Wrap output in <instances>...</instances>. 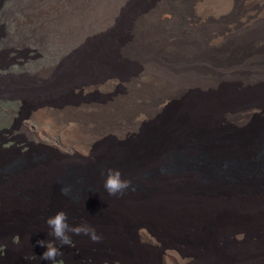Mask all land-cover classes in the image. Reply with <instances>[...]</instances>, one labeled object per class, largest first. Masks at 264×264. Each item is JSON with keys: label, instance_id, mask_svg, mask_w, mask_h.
<instances>
[{"label": "bare ground", "instance_id": "1", "mask_svg": "<svg viewBox=\"0 0 264 264\" xmlns=\"http://www.w3.org/2000/svg\"><path fill=\"white\" fill-rule=\"evenodd\" d=\"M31 1V9L27 6L28 21L31 18L35 21L46 19L49 24L61 25L68 36L77 38L85 37L90 32V27L86 29L85 25L79 26L76 23V20L82 17L83 23L87 20L100 22V33H103L97 40L86 44L80 51V56L77 54L65 71L53 75L55 70L51 67L42 72L43 77H55V81L57 83L61 81L66 90H69L72 81L79 82V86L87 90H102L104 94L101 100L105 98L106 93L116 92L119 83L123 86L127 84L129 87L128 93L126 91L124 93V90L118 93L116 97L118 101L114 103H100L98 99H95L97 111L87 104L77 106L78 108L69 106L62 109L61 115L59 114L60 116L56 119L51 116L45 119L47 123H57L59 126L56 129L60 131V134L82 140L85 129H94V123L99 118L102 123L100 122L98 127L102 130L101 132H105L116 126L115 122L119 119L126 121L129 116L144 109L152 113L150 108H160L158 106L160 103L168 102L169 119L162 124L159 134L153 135L152 145L155 148L149 154L150 157H145V160L149 157L145 170H153L152 174L142 178L139 173L129 175L120 170L122 179L135 178L134 181L139 187L136 190L141 192L140 194L137 191L138 194L147 197L145 204L141 202L140 197L128 196L133 189H127L115 196L109 195L104 189L107 172L105 171V175L97 176L86 168L93 159L88 161V164H80L70 174L68 181L72 187L69 188L73 190L75 197L81 199V209L86 210L96 206L103 214L97 222L100 228L96 231L102 232L106 239L99 247L120 254L122 259L129 256L133 264H153L155 259L153 260L149 251L134 239L133 234L130 236L133 242L132 247L127 241L129 213L123 210L125 205L126 210L131 208L132 216L139 219L141 234L146 233V236L150 238V233L152 236L156 233L162 237L165 235L178 240L190 232L193 234L189 240L192 251L200 255L211 253V258L214 256L220 261L224 255L219 244L227 234L233 233L237 236L238 233H244L246 235L247 231L254 228L261 230L264 235V209L258 210L256 207L264 205V184H245L218 177V172H225L223 163L231 158L225 153L226 149L215 152L214 149L206 147L207 151L209 150V152L206 151L207 156L214 161L210 165L201 163L198 165L196 156L199 153L192 146L181 142L184 136L192 137L191 133L188 135L187 132L194 126L210 128L213 131L212 128L217 127L218 122L224 118L229 117L237 121L255 108L264 111V74L244 75V72L240 71V68H264L262 45L260 44L261 47H259L258 41H254L255 39L249 41L243 36L241 40L228 41L225 45L215 48L211 47L207 40H202V37L195 38L193 26L185 21L180 11L182 0H160L161 9L165 12V22L160 21L157 13L152 10L146 12L145 6L141 7L138 4L134 13L128 16V21L120 23L117 28L118 19L122 18L123 10L132 0H122L117 4H114V1L110 2L111 0H97L102 8L96 6L95 0ZM130 20L131 27L128 29ZM85 30L88 31L84 32ZM259 30L258 33L264 37V25ZM195 57L201 59L199 65L216 70L207 72L187 70L189 66H192ZM76 71H80L81 76L76 75L74 73ZM95 71L96 76L90 75ZM146 98L151 101L150 108L143 106ZM184 116H188V119L193 122L180 121ZM122 126L125 127L126 124ZM126 128L127 126L124 129ZM205 139L208 141L209 136L206 135ZM257 145V138L253 136L251 143L245 146L243 151L233 149L231 155L244 158L250 164H254ZM173 149L178 150L184 157V159L180 157L178 161L190 162V165L176 164L177 167L174 170L161 171L159 168L168 163L170 150ZM141 156L138 158L140 159ZM96 158L97 161L99 160L98 163L105 164V170L108 169V165H112L110 168H113L117 162H126L125 156L119 152L117 158L112 159V153L108 150L97 153L94 160ZM37 161L40 162V159ZM38 162L26 160V167L35 168L39 166ZM68 163L69 160L64 158L61 165L56 163L54 167L58 171L64 170ZM44 164L53 165L48 157L41 165ZM212 167L217 169L218 175L212 172L214 171ZM220 168H222L221 171H219ZM8 169L9 167L1 169L0 172L4 173ZM72 178L75 179L71 180ZM58 186L55 185L51 189L42 187L35 192L36 197L58 198L60 195ZM131 197L133 204H130L128 209L126 200H123ZM70 201H68V207H72L75 202ZM151 207L153 209L150 210ZM253 207L258 212H255ZM108 215L116 216V218L103 219V221L102 218ZM35 216L38 217L37 214ZM105 221L108 222L107 227ZM94 222L92 224L97 225L96 221ZM4 228L6 229L5 226ZM82 238L85 242L90 240L87 235ZM143 239L145 240L144 237ZM25 249L30 250L33 247L25 244L21 250ZM166 253L174 255L176 264L186 263L189 260L182 257L177 247H169ZM69 256L72 260L80 254L71 253ZM21 259L13 254V260L8 264H20ZM29 262L32 263L33 260ZM37 264H45V261L39 260Z\"/></svg>", "mask_w": 264, "mask_h": 264}, {"label": "rangeland", "instance_id": "2", "mask_svg": "<svg viewBox=\"0 0 264 264\" xmlns=\"http://www.w3.org/2000/svg\"><path fill=\"white\" fill-rule=\"evenodd\" d=\"M112 1L117 4L122 0H111L110 2ZM95 3L98 8H102L99 1L95 0ZM138 4L141 7L145 6L146 12L152 10L157 13L160 21L165 22V12L161 9L160 0H132L123 10L122 18L118 19L116 28L120 26V23L128 21V16L134 13ZM31 5V0H0V168L4 170L9 167L10 169L5 170L4 173L0 172V256L6 255L0 257V264H8L13 260V254L22 258L20 264H37L39 260H42L40 258L42 253L46 251V246L41 247L37 243L40 240H44L46 243L50 242L62 252V255L57 256L55 264H133L129 256L122 259L120 254L99 247L106 239L102 232L96 231L100 228L97 222L103 216L99 212L101 209L94 206L82 210L81 199L73 195V190L69 188L72 185L68 180L70 174L80 164H88V161L94 160L97 153L107 150L112 153V159L117 158L118 152L125 156L126 162H117L112 169H122L129 175L139 173L142 178L150 176L153 170L146 171L145 169L149 162L147 161L150 157L149 154L155 148L152 145V137L156 133L159 134L162 124L169 119L168 102L160 103L158 105L160 108L153 109L150 108L151 101L146 98L143 106L149 107L152 113L145 109L140 110V112L129 116L126 121L119 119L115 122L116 126L105 132H101L102 130L98 127L100 122L102 123L99 118L94 123V129H85L82 140L60 134V131L56 129L59 125L47 123L45 119L50 116L56 119L61 115V110L69 106L78 108L80 105L87 104L97 111L95 99H98L100 103H114L118 101L116 100L118 93L121 90L128 93L129 87L127 84L123 86L122 83H119L116 92L106 93L105 98L101 100L104 94L102 90H87L79 86V82L73 81L69 90H66L61 81L58 83L55 81V77H43L42 72L51 67L55 70L53 75L65 71L76 55L80 56L83 47L92 40H97L103 33H100V22L87 20L83 23L82 17L78 18L76 23L79 26L85 25L86 29L90 27V32L85 37L81 35L82 37L77 38L68 36L61 25L49 24L46 19L35 21L31 18L28 21L27 10L31 9ZM180 5L179 8L185 21L193 26V36L207 40L211 47L216 48L225 45L228 41L241 40L240 38L244 36L249 41L254 39V41H258L259 45H257L259 47L262 45L261 48L264 50V37L258 33L264 25V0H182ZM130 27L131 20L128 29ZM200 61L199 57H195L192 66H189L187 70L194 72L216 70L199 65ZM240 71H243L244 75L264 74L262 67L240 68ZM74 73L81 76L80 71ZM71 74L73 73L71 72ZM90 75L96 76V71ZM246 114L244 118L237 121L226 116L227 118L218 122L217 127L212 128L213 131L210 128L194 126L193 129L191 128V132H187L188 135L191 133L192 137L184 136L180 140L183 144L195 148L199 153L197 158L195 157L196 160L198 159L197 162L195 161L198 165L200 163L210 165L214 161L210 156H207L206 147L214 149L215 152L226 149L225 153L231 158L226 159V162L223 163L225 172L221 171L223 167L220 168L221 172H218V177L245 184H264V111L255 108ZM129 119L130 121H128ZM180 121L193 122L188 119V116H184ZM124 123L127 126L126 129H124L126 126H122L125 125ZM117 126L122 127L116 128ZM44 127L47 130L42 129ZM206 135L209 136L208 141L205 139ZM253 136L257 138L258 142L254 164H250L244 158L231 155L233 149L243 151L245 146L251 143ZM139 156H141L140 159ZM146 156L149 157L145 160ZM46 157L52 161L53 165H41ZM180 157L182 156L178 150H170L168 163L159 169L161 171L174 170L177 167L176 164L190 165V162L178 161ZM64 158L69 160L66 169L56 170L55 164L61 165ZM182 158L184 159V157ZM37 159H40L42 163ZM26 160L38 162L39 166L28 168ZM93 160L86 166L91 173L93 172L92 174L100 176L102 171L107 172L103 162L98 163L97 158ZM111 166L108 165V169ZM212 170L215 175H218V173L216 174L217 169L212 167ZM204 178L206 179L205 175ZM134 179L133 177L129 178L131 186L128 189L133 190L128 196L140 197L141 202L145 204L147 197L140 195L141 192L136 190L139 187ZM53 183L60 186L57 189L60 194L58 198L36 197V191L42 187L51 189L55 186ZM62 187L65 188L66 195H62ZM125 200L129 209L130 204H133V199L132 197L126 198L123 201ZM68 201L71 203L75 201L72 207H68ZM79 203L80 206H78ZM256 207L258 210L264 209V205ZM126 209L125 205L123 210L129 213L127 241L132 247L133 242L130 236L133 234L134 239L149 251L152 259H155H153L154 262L152 260L153 264H176L174 255L166 253L169 247H177L182 257L189 258L186 263L182 264H264V235L261 230L250 229L243 240H238L233 233L227 234L219 244L224 255L220 261L214 256L211 258V253L200 255L192 251V244H189V240L193 234L190 232H187L185 237L182 236L183 238L178 239L179 241L165 237V235L162 237L156 233V238L151 233H148L150 236L148 238L146 233L141 234L140 221L132 216L131 208L130 210ZM151 209L153 208L151 207ZM253 209L258 212L255 207ZM58 211H64L67 214V222L71 227L94 228L102 239L98 243L91 240L85 242L82 238L85 235H75L68 231L66 235L69 237V243L60 245L59 241L48 235L51 229L45 222L47 217ZM107 213L110 215L109 210ZM109 215L102 220L116 218V216L109 217ZM94 221L97 225L92 224L95 223ZM104 223L107 227L106 223L108 222ZM239 227H243V225H239ZM143 229H145L144 226ZM25 244L32 246L33 249L22 251L21 248ZM71 253L80 254V256L71 260V256H69ZM32 260V263L29 262ZM45 264H53V262L45 261Z\"/></svg>", "mask_w": 264, "mask_h": 264}, {"label": "clouds", "instance_id": "3", "mask_svg": "<svg viewBox=\"0 0 264 264\" xmlns=\"http://www.w3.org/2000/svg\"><path fill=\"white\" fill-rule=\"evenodd\" d=\"M102 175L105 173L102 171ZM131 186L129 180L122 179L121 171L118 169H107V174L104 180V189L105 191L112 196L117 194H122L125 190H127ZM62 195H66L67 192L65 188H61ZM67 214L64 211H58L56 214L47 217L46 224L49 226L51 231L48 235L54 237L57 241H59L60 245H65L69 243V237L66 235V232L71 231L75 235H87L89 239L98 243L102 237L95 231L94 228L89 227H71L67 222ZM245 237L244 233H238L236 238L238 240H243ZM37 243L41 247L46 246V251L42 253L40 258L44 261H52L55 264L56 258L59 255H62L60 249L56 246H53L50 242H45L44 240L37 241ZM0 256V257H5Z\"/></svg>", "mask_w": 264, "mask_h": 264}]
</instances>
